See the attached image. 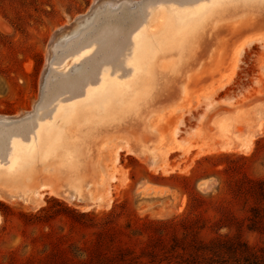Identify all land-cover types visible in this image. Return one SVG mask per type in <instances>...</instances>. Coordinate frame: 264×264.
Here are the masks:
<instances>
[{
	"label": "rangeland",
	"instance_id": "obj_1",
	"mask_svg": "<svg viewBox=\"0 0 264 264\" xmlns=\"http://www.w3.org/2000/svg\"><path fill=\"white\" fill-rule=\"evenodd\" d=\"M159 1L191 0H0L2 162L8 135L17 130L35 138L34 116H51L58 102L99 78L105 64L112 68L118 49L130 44ZM260 1L230 4L201 21L182 46L170 44L149 86L110 114L90 117L83 137L67 106L54 123L65 122L79 146L75 164L67 165L62 153L42 155L15 179L0 177V264H91L95 253L111 264H187L192 229L204 241L228 234L264 250V233L248 227L253 201L243 192L249 179L264 178V127L244 147L216 144L251 128L264 111ZM105 30H116L108 45L96 42L85 60L77 59L74 51L101 40ZM119 67L111 73L130 72L125 61ZM48 98L53 105L41 109ZM41 182L55 191L37 188ZM222 222L231 227L217 230ZM119 251L124 256L114 258Z\"/></svg>",
	"mask_w": 264,
	"mask_h": 264
},
{
	"label": "bare ground",
	"instance_id": "obj_2",
	"mask_svg": "<svg viewBox=\"0 0 264 264\" xmlns=\"http://www.w3.org/2000/svg\"><path fill=\"white\" fill-rule=\"evenodd\" d=\"M247 1L249 3V0H196V1L191 0V1H185V3H183V4L173 3V5H169V4L167 5L166 3L159 1L160 4L155 9H152L151 13H149L148 16H146L145 19L142 21V23L132 32L131 42L129 45L125 44L126 47L124 48V51H123L124 53L122 51H120V49H118L119 54L117 53L118 55L116 54V56H114L113 59L111 60V61H113L112 68H111V65L109 67L108 65L105 64L104 67L101 68V70H100L99 78L97 77L98 79L96 78L95 81L88 80L87 81L88 83L85 81L87 83V86L83 89L84 92L81 95H76V92H77L76 87L78 89V86H76L75 84H72L70 86V88L73 91H76L75 92L76 96L73 95L74 97H72L70 99H64L67 101L58 102V104H57L55 110L52 112L51 116L44 117L45 116V113H44L41 120L40 119L38 120L36 118L39 115L40 111L38 112L36 110L38 113L36 116H34L35 128H36V130L34 128V131L36 134L35 138L32 137L33 136L32 133H31L32 136L30 135L29 138H27V139L23 138V136L26 135V133H28L26 131L31 127H29V128L26 127L27 129L24 130L26 132L24 135H22L20 133H16L17 130L14 133H11L10 135H8V139H7L8 142L6 141V144H8V145H6V146H8L7 161L4 163V162H2V159L0 158V177L6 175V177H12L13 179H15V177H16L15 175L18 171L31 166L36 161H38L39 157H41L42 155L48 156V155L57 154V153L61 155V153H62L61 156H62V159L65 161V163L69 166L74 165L76 160H77L76 156H77V149L79 146L71 141L72 136L69 135L64 128V125H66L65 122H63L61 125H58L57 122H56V124L54 123V120H57V119L62 120L65 118L64 114H65V110H66L68 105H71L73 107L72 111L74 112L72 115H70L68 120H69V122L73 121L74 124L76 123V125L79 127V134L78 135L83 137L85 134V131H86L85 127H87L85 121L90 120L89 119L90 117L100 115L102 110L105 113L110 114L111 112L115 111L119 105H121L120 103L122 101L124 102V101H127L128 99L132 100V98L137 94L138 91L144 90L146 87L149 86L151 80H153L151 78L153 75L152 73L154 71L153 70L154 66L156 65V63L158 62L160 57L166 56L172 51V50L170 51V49H168V46L170 44L174 45V46L176 45V47H178L177 43L178 44H181L182 42L184 43V40L187 39V36H189L194 31L193 29H196L197 28L196 26L201 25V23H202L201 21H203V20L205 21L209 17L212 18L215 14L221 12L222 9L224 10V8L228 9L227 7L230 4H231V6H233L234 3H236L235 5L237 6L238 5L237 3H239L238 6H240V4L242 3V6H244V3H246L245 5L248 4ZM257 1H260V0H257ZM261 1L263 2L264 0H261ZM261 1H260V3H261ZM123 3H125V2H123ZM255 4H257V3H255ZM125 5H127V4H125ZM261 5H262V3H261ZM252 6H254V5H252ZM145 8H146V6H145ZM113 10H114V8H113ZM89 20H91V18ZM102 22H104V21H102ZM88 23L87 24L84 23L85 25H83V28L86 25H88ZM108 23H109V21H108ZM104 25H106V24H104ZM112 28H114V27H112ZM81 29H82V27H81ZM101 29H103V28H101ZM115 29H117V28H115ZM120 29H121V27H120ZM79 31L81 32V30H79ZM76 32H78V31H76ZM64 33L65 32L62 31L59 34V36L61 34H64ZM114 33H116V30L115 31L108 30L104 33L101 40L99 38L98 39L99 41H90L88 44L85 43V45H82V47H80L79 49L76 50L78 52L74 51L75 52L74 54H76L75 56L78 55L77 59L81 58V61L85 60L87 58V56L90 55L89 53L92 51V50H89L91 46L95 45L96 42H99L100 47H102L101 45L103 44L104 41H105V43L103 45H106L109 42V40L112 39ZM76 36H79V35L77 34ZM92 37H93V35H92ZM94 39L95 38H93V40ZM122 40H124V39H122ZM181 46H182V44H181ZM169 48H171V46ZM114 49L116 50V48H114ZM115 50H114V52H115ZM121 53H122V55H121ZM169 55H171V54H169ZM106 57H108V56H106ZM121 61H125V64H127V66H129V68H130V72L124 76L120 75V73H116L115 75H113L111 73L112 70L120 68L119 66H120ZM64 64L65 63H63L62 65H64ZM94 66H96V64ZM52 67H53V64L51 63V68ZM75 68H76V62H75ZM110 69H111V71H110ZM71 71H72V69H71ZM58 72H60V71H58ZM67 72H64V73L60 72V73L63 74L62 76H67L69 73V72L68 73ZM93 72L95 73V71H93ZM92 74L93 73H91V75ZM88 76H86V77H88ZM82 78H84V77H82ZM91 79L93 80L94 78L92 77ZM85 80H87V79H85ZM60 81L62 82V79H60ZM82 81L84 82V80H82ZM58 84H60V82ZM64 84L66 85V83H64ZM66 87H63V88L67 89ZM79 87H81V86H79ZM70 88H68V90ZM63 91L67 92L65 90H63ZM47 93H49V92H47ZM61 93H62V91H61ZM56 95H57V93H56ZM47 97H49V96H47ZM53 97L54 96H52V99H54ZM103 97H105L107 100L106 105L104 107L102 105ZM56 98H57V96H56ZM70 100H72V101L69 102ZM43 101H44V99H43ZM45 101H46V99H45ZM48 101H50L49 98H48ZM51 104L53 105V101H50L48 103V105H46V106L45 105L43 107L41 106V109H44V108L48 109L51 106ZM50 110H49V112H50ZM74 114H78V117L74 118L75 117ZM31 116H33V115H31ZM14 120H10V121H14ZM34 120L33 121L31 120V122L34 123ZM1 121H3V120H0V122ZM17 121H18V119H17ZM6 122L9 123L8 121H6ZM20 122H22V121H20ZM20 125H19V127H20ZM2 136L3 135H1V137ZM6 137H5V139H6ZM0 141H1V139H0ZM1 144H3V143H1ZM4 147H5V145H4ZM119 147L120 148H124V147L127 148L128 146L120 144ZM128 150H131V148H128ZM3 151H4V149H3ZM46 182H47V180H46ZM43 183H45V182H41L37 188H41V189L48 188L50 191H55V189L53 187H48L47 185H41ZM45 186H47V187H45ZM58 189L62 190L63 188H58ZM34 193L37 194L38 193L37 190H35ZM4 196H9V195L5 194ZM37 200L39 201V199H37Z\"/></svg>",
	"mask_w": 264,
	"mask_h": 264
},
{
	"label": "trees",
	"instance_id": "obj_3",
	"mask_svg": "<svg viewBox=\"0 0 264 264\" xmlns=\"http://www.w3.org/2000/svg\"><path fill=\"white\" fill-rule=\"evenodd\" d=\"M243 192L253 201L247 217L249 229L264 233V178L249 179ZM229 219L232 221L233 217ZM147 224L159 226L160 223L149 221ZM220 224L217 230L222 227H231L225 222ZM190 232L192 238L186 244L190 249V259L187 264H264V250H255L240 236L218 234L212 240L204 241L197 236L193 229ZM123 254V251H119L114 258H121L124 256ZM91 260V264L112 263L110 257L100 253H95Z\"/></svg>",
	"mask_w": 264,
	"mask_h": 264
},
{
	"label": "water",
	"instance_id": "obj_4",
	"mask_svg": "<svg viewBox=\"0 0 264 264\" xmlns=\"http://www.w3.org/2000/svg\"><path fill=\"white\" fill-rule=\"evenodd\" d=\"M261 121H262V118H257L255 120V122L253 123V125L251 126V128L245 129L242 134L235 135L234 137L227 138V139L222 137V139H219L216 141V142H218L216 144L219 145L220 147H225V146L229 145V143H230L229 141L232 140V143H233L232 145L240 146L242 144V138H245V136L248 135L254 129V127L256 128Z\"/></svg>",
	"mask_w": 264,
	"mask_h": 264
},
{
	"label": "crops",
	"instance_id": "obj_5",
	"mask_svg": "<svg viewBox=\"0 0 264 264\" xmlns=\"http://www.w3.org/2000/svg\"><path fill=\"white\" fill-rule=\"evenodd\" d=\"M257 117L258 118H262L263 122L261 121L256 128L254 127V129L248 135L245 136V138H242V144L240 146H238V147L241 148V147L246 146L247 143L250 141V139L254 136V134L255 135L257 134V137H258L259 134L261 133V131H262L263 127H264V111H259ZM229 142H230L229 145L225 146L224 148H229V149H234L235 148V149H237L236 146L232 145L233 144L232 140L229 141ZM47 182H49L50 184H52L53 186H55L57 188V186L55 184L51 183L48 180H47ZM45 191H46V189H45Z\"/></svg>",
	"mask_w": 264,
	"mask_h": 264
}]
</instances>
